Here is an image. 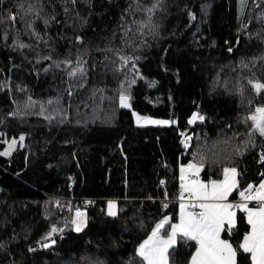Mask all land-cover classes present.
I'll return each mask as SVG.
<instances>
[{"label":"trees","instance_id":"16d2710c","mask_svg":"<svg viewBox=\"0 0 264 264\" xmlns=\"http://www.w3.org/2000/svg\"><path fill=\"white\" fill-rule=\"evenodd\" d=\"M155 3L0 0V264H140L135 249L155 224L177 221L182 165L202 164L204 180L237 168L235 198L264 178V137L246 119L264 106L248 83H264V0H246L227 41L212 32V0H160L149 22ZM78 62L84 73L70 76ZM134 111L175 123L137 125ZM194 112L204 119L191 125ZM53 225L63 231L43 248ZM248 230L238 210L223 235L237 246ZM194 251L181 242L170 264ZM237 264L250 255L238 249Z\"/></svg>","mask_w":264,"mask_h":264},{"label":"snow or ice","instance_id":"6c2138e0","mask_svg":"<svg viewBox=\"0 0 264 264\" xmlns=\"http://www.w3.org/2000/svg\"><path fill=\"white\" fill-rule=\"evenodd\" d=\"M75 2L76 0H72L73 4ZM159 3L160 0H156L152 7L144 9L149 14V22L154 9L159 7ZM241 4L243 7L246 0H241ZM21 7L23 6L21 5ZM32 12H36V15L39 16V12L35 7L29 5L27 13ZM8 19L14 21L16 15L10 13ZM48 22L45 20V24ZM20 47H25V45L21 44ZM46 59H50V57ZM121 59L126 60L124 57H121ZM63 63L71 65L72 61L66 60ZM56 66L59 67V64ZM84 71L85 69L78 62L77 67L73 68L69 75L75 76L78 72L84 73ZM248 83L257 94L264 91V83L252 79H249ZM240 91L242 93L243 89ZM119 99L121 107L131 108L130 96L121 92ZM133 116L138 125L175 123V121L156 120L148 116H141L136 112H133ZM197 119L203 120L204 117L198 113H193L188 123L192 124ZM246 119L252 122L251 129L264 137V106L256 107L252 115ZM181 135L184 134L181 133ZM19 140L22 143L24 136H20ZM16 143V140H12L8 150L2 155H9ZM261 160L264 161V153L261 154ZM202 167V164L196 163L181 166L179 223L169 225V217L164 216L155 224L147 238L135 249L140 264H170V256L181 242L185 245L194 242L195 245V251L191 253L188 264H237L238 249L242 250L244 254L250 255V264H264V178L261 179L258 187L248 184L246 188L240 191V201L238 203H229V195L234 189L238 188L237 169L235 167H224V178L222 180H210L205 183L199 179ZM262 177H264V174H262ZM163 183L164 181H161V184ZM249 202H254V206L250 207ZM162 206L167 208V202ZM236 209L246 214L249 230L243 234L242 242L234 246L229 240L222 238V233L231 234L236 228ZM108 215L113 217L117 215L115 201L108 202ZM84 217L85 213L77 208L75 219L71 221L76 232L82 231L86 223ZM166 225H169L170 230L166 229ZM58 231L62 232L63 229H58L53 225L46 236L42 238L45 242L41 244V247H52L56 242L52 237ZM29 251H35V249L30 248Z\"/></svg>","mask_w":264,"mask_h":264},{"label":"rangeland","instance_id":"374dc122","mask_svg":"<svg viewBox=\"0 0 264 264\" xmlns=\"http://www.w3.org/2000/svg\"><path fill=\"white\" fill-rule=\"evenodd\" d=\"M212 2H213V5H215L214 10H217V14L214 15L212 18V32L214 34L220 36V38L222 40L227 41L231 37L233 38V35H232L233 28H234L235 24L237 23L238 18L241 16L243 11L245 10L246 6L242 7L241 0H212ZM134 112H136V111H134ZM136 113H138V112H136ZM138 114H140V113H138ZM140 115L141 116H148V117H151V118L156 119V120L172 121L171 119L162 118V117H155L152 115H144V114H140ZM135 123H136V119H135ZM170 124H172V123H170ZM170 124H167V125H170ZM141 125H154V124H141ZM154 126H161V125H154ZM19 138L20 137L8 140L6 142L7 146H6L5 150L3 151V153L8 150L9 144L12 140H16L17 143L14 146V148L11 150L10 154L13 151H15L18 147L23 146L24 141H25V136H24V141L22 143L20 142ZM109 201H115V200H109ZM108 202H107V211H108ZM80 211L83 212L82 210H80ZM116 211H118L117 202H116ZM74 219H75V217H74ZM84 219L87 222L86 216L84 217ZM85 225H86V223L84 224V226Z\"/></svg>","mask_w":264,"mask_h":264},{"label":"crops","instance_id":"0c3cea01","mask_svg":"<svg viewBox=\"0 0 264 264\" xmlns=\"http://www.w3.org/2000/svg\"><path fill=\"white\" fill-rule=\"evenodd\" d=\"M189 163H193V162H189ZM189 163H187V164H184L183 166H187ZM197 164V163H196ZM229 168H231V167H229ZM181 169V168H180ZM237 169V168H236ZM237 171H238V169H237ZM201 172H202V168H201V171H200V174H201ZM180 175H181V173H180ZM224 177H223V175H222V178L221 179H212V178H210L209 180H204V179H202L201 178V176L199 175V179L200 180H202V181H204L205 183H207V182H209L210 180H222ZM237 179H238V177H237ZM238 182H239V179H238ZM259 185V184H258ZM258 185H257V187H258ZM237 190H238V188L237 189H234L233 190V192L229 195V197H228V202L229 203H238L239 201H240V196H239V192H240V190H239V192L237 193V196H236V198L235 197H233V194L235 193V192H237ZM235 199H238L239 201H235ZM180 202L181 201H179V212H180ZM249 206L250 207H253L254 206V202H249ZM238 210L239 209H236V213H238ZM167 217H169V224H170V222H171V216H167ZM163 219V218H162ZM173 223H179V214H178V218H177V221H175V222H173ZM172 224V223H171ZM167 226V225H166ZM165 226V227H166ZM170 230V229H169ZM222 238L223 239H227V238H225L224 237V235H223V233H222ZM227 240H229V239H227ZM230 241V240H229ZM231 242V241H230ZM232 243V242H231Z\"/></svg>","mask_w":264,"mask_h":264},{"label":"water","instance_id":"95a60500","mask_svg":"<svg viewBox=\"0 0 264 264\" xmlns=\"http://www.w3.org/2000/svg\"><path fill=\"white\" fill-rule=\"evenodd\" d=\"M194 113H197V112H194ZM191 118H192V117H191ZM191 118H190V119H191ZM190 119H189V120H190ZM195 122H196V121H195ZM195 122H194V123H192L191 125H194V124H195Z\"/></svg>","mask_w":264,"mask_h":264},{"label":"built area","instance_id":"2783aa9c","mask_svg":"<svg viewBox=\"0 0 264 264\" xmlns=\"http://www.w3.org/2000/svg\"><path fill=\"white\" fill-rule=\"evenodd\" d=\"M235 201H239L238 199H235Z\"/></svg>","mask_w":264,"mask_h":264}]
</instances>
